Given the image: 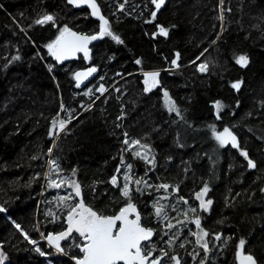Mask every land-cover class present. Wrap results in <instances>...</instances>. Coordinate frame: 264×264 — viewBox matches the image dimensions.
<instances>
[{
	"label": "trees",
	"instance_id": "obj_1",
	"mask_svg": "<svg viewBox=\"0 0 264 264\" xmlns=\"http://www.w3.org/2000/svg\"><path fill=\"white\" fill-rule=\"evenodd\" d=\"M96 1L122 43L105 35L87 57L61 63L47 45L65 27L94 35L101 23L67 0H0L4 264L82 259L78 233L59 241L60 252L47 241L67 231L81 199L105 216L135 205L153 230L142 246L156 248L161 264H238L241 241L264 264V0H166L158 10L152 0ZM46 14L54 22L35 24ZM92 66L98 77L78 90L74 73ZM148 72L159 73L151 90ZM60 121L67 128L58 134ZM224 128L238 147L215 139ZM56 178L75 180L81 196L62 200L65 188L50 186ZM205 188L212 203L203 211L196 195Z\"/></svg>",
	"mask_w": 264,
	"mask_h": 264
},
{
	"label": "snow or ice",
	"instance_id": "obj_2",
	"mask_svg": "<svg viewBox=\"0 0 264 264\" xmlns=\"http://www.w3.org/2000/svg\"><path fill=\"white\" fill-rule=\"evenodd\" d=\"M156 5L157 10L164 4L165 0H152ZM68 3L74 4L79 7L82 3H87L92 9V14L97 16L101 21V28L98 35H79L72 32L70 29L65 27L60 33L59 37L51 44L47 45L49 53L55 57L57 61L63 62L66 59L73 58L77 52H83L85 56L88 55V44L92 40L102 38L105 35L111 36L113 40L117 43H122L118 35L113 34L110 28L109 21L105 19L103 15L100 14V9L96 4V0H68ZM153 18H155V12H153ZM48 22H54V17L52 15H46L42 19L36 21L37 24L43 25ZM160 34L167 36L168 32L165 28H160ZM177 59H179V54L177 53ZM242 67L247 66L248 59L245 56H240L237 61ZM137 64L140 63L139 60L136 61ZM175 63V61H174ZM207 65H200V70L205 71ZM96 71L95 68H91L88 72H78L76 73V80L78 81L77 87L80 86V82L83 78L91 75ZM147 79L145 84L148 86L146 90H151V88L157 86L159 76L158 72H148L145 74ZM233 88L239 89L240 83H234ZM101 92L104 91L103 87L99 89ZM88 94V93H85ZM165 97H168V93H164ZM167 104L170 112H177L175 102L171 100L170 97L167 99ZM222 105L217 102L216 109L217 113L221 110ZM55 121L53 124L55 125ZM60 129L63 130L65 127V122L60 121ZM215 139L220 143L221 146H227L229 143L233 147H238L237 137L228 129L224 128L222 132L215 135ZM127 143V141H125ZM138 143V141L136 142ZM246 159H248V153H241ZM140 155V153H136ZM248 164L251 168H255L256 164L251 159H248ZM112 183L115 184L116 180L113 178ZM54 187H60L59 183H54ZM70 187L75 188V193L77 196L80 195V186L78 184L70 183ZM167 187V186H162ZM208 189L205 188L203 193L197 196V199L201 200V206L207 209L212 201L208 200L205 202L203 196L207 193ZM123 195L129 197V188L125 184L123 186ZM62 200L70 199V197H62ZM0 211H5L0 207ZM157 214L160 213L161 209L157 208ZM193 211H195L193 209ZM136 213L135 205L131 202L127 204L126 207L122 208L118 215L115 216H105L94 211L91 207L86 206L81 199L77 204L73 205L68 211L67 231L61 232L56 236H48L47 239L50 244H54L57 249H60L59 241L68 237L71 233L76 232L80 237L86 240V244L81 248L84 252V257L82 260H78L77 264H148L149 258L151 256V249L147 244L142 246V242L148 241L153 236V230L151 228L142 226L141 218L139 213L135 214L134 219H129V216ZM119 222V226H118ZM197 227L200 226V221L197 219L195 221ZM171 227V225H169ZM19 228V225H17ZM25 239H29L27 233L24 234ZM208 233L204 232V236ZM219 239V237H217ZM30 243L35 244L34 240H30ZM206 248L207 245L205 244ZM240 262L241 264H256V260L251 255H245L243 252L244 241L240 242ZM40 251L39 248L36 249ZM43 255V253H41ZM7 259L2 252H0V264H3V260ZM151 264H159L158 260L151 261ZM179 264V261H177Z\"/></svg>",
	"mask_w": 264,
	"mask_h": 264
},
{
	"label": "water",
	"instance_id": "obj_3",
	"mask_svg": "<svg viewBox=\"0 0 264 264\" xmlns=\"http://www.w3.org/2000/svg\"><path fill=\"white\" fill-rule=\"evenodd\" d=\"M165 1H166V0H165ZM67 2H68V0H67ZM68 4H69L70 6H72V7H74V8L77 9V10L87 9V10L89 11V13L91 14V16H92L94 19L98 20V21L102 24V21H101L97 16H94V15L92 14V9L88 6L87 3H82L79 7H77V6L74 5V4H70V3H68ZM96 4L98 5L97 1H96ZM98 7H99V9H100V14L103 15L102 12H101V8H100L99 5H98ZM75 33H77V32H75ZM77 34H79V35H87V34H82V33H77ZM98 34H99V33H98ZM98 34H94V35H98ZM89 36H91V35H89ZM100 40H101V38L96 39V40H92V41L88 44V55H89V53H91L92 48H93L96 44H98V43L100 42ZM88 55H87V56H88ZM80 57H86V56H85V54H84L83 52H77L76 55H75L73 58L66 59V60H64V61L61 62V63H69V62H73V61L78 60ZM59 62H60V61H59ZM91 68H95L96 71H95L94 73H92L91 75H89V76L83 78L82 81L80 82V86L77 87V83H78V81H77L76 78H75L76 73H78V72H88V70L91 69ZM98 74H99V71H98V69H97L96 67H94V66H92V67H87V68L80 69V70H77V71L74 73V75H73V79H74V82H75L76 88H77L78 90H83V89H85L89 84H91V83H92V82L98 77ZM145 74H146V73H145ZM219 237H220V236H219ZM47 241H48V240H47ZM84 242H85V244L87 243L85 239H84ZM48 244H49L50 246H52V244H50V243H48ZM56 250L60 252V249H57V248H56ZM240 253H241V251L237 254V261H238V264H241V262H240ZM244 254H245V253H244ZM245 255H247V254H245ZM254 259H255V258H254ZM79 260H82V259H79ZM77 261H78V260H77ZM77 261H75L74 263L77 264ZM256 264H258L257 261H256Z\"/></svg>",
	"mask_w": 264,
	"mask_h": 264
},
{
	"label": "rangeland",
	"instance_id": "obj_4",
	"mask_svg": "<svg viewBox=\"0 0 264 264\" xmlns=\"http://www.w3.org/2000/svg\"><path fill=\"white\" fill-rule=\"evenodd\" d=\"M47 15V14H46ZM46 15H44V16H46ZM49 15H51V14H49ZM43 16V17H44ZM53 17L55 16V15H52ZM43 17H41L40 19H42ZM55 19V18H54ZM37 21V20H36ZM36 21H35V24H37L36 23ZM49 23V22H48ZM68 29H70L71 30V28H68ZM49 55H51V54H49ZM167 99L168 98H166V101H167ZM67 128V125L65 124V127H64V129L63 130H61L60 129V123L58 124V127H57V133L58 134H61L65 129ZM54 183H59L61 186L60 187H54L53 186V184ZM70 183H74V184H77V182L75 181V180H67V182L66 183H63L62 181H59L57 178L55 179V181H53L52 183H51V187H54V188H56V189H61V188H65V190L67 191V195L65 196V197H70V201H72V195H76V193H75V188L74 187H70L69 186V184ZM204 191V190H203ZM203 191H201L199 194H201V193H203ZM207 193H208V191H207ZM207 193L203 196V200L205 201V202H207L208 200H207V198H206V195H207ZM199 194H197L196 195V200L198 201V205H199V208L201 209V210H209L210 209V207H211V205L207 208V209H205V208H203L202 206H201V200L200 199H197V196L199 195ZM77 196V195H76ZM81 196V194L78 196V197H80ZM131 215H133V214H131ZM131 219H133L132 217H131ZM195 221V219H192L191 220V222H194ZM76 233V232H75ZM204 239H205V236H204V234H200L199 235V240L202 242V240H203V242H204ZM216 240H217V237H216ZM143 243V242H142ZM155 249L156 248H153L152 250H151V256H150V258H149V262H148V264H151V261H153V260H158V258H156V256H153V255H155ZM0 252H1V250H0ZM159 261V263H161L162 261L161 260H158ZM5 263V260H3V264ZM176 264H177V262H176Z\"/></svg>",
	"mask_w": 264,
	"mask_h": 264
},
{
	"label": "flooded vegetation",
	"instance_id": "obj_5",
	"mask_svg": "<svg viewBox=\"0 0 264 264\" xmlns=\"http://www.w3.org/2000/svg\"><path fill=\"white\" fill-rule=\"evenodd\" d=\"M129 219H131V215L129 216ZM118 226H119V222H118ZM83 259V258H82ZM159 264H161V263H159ZM179 264H181L180 262H179Z\"/></svg>",
	"mask_w": 264,
	"mask_h": 264
}]
</instances>
